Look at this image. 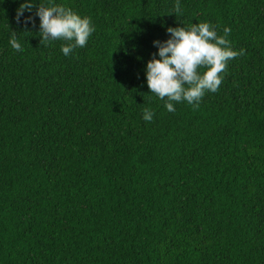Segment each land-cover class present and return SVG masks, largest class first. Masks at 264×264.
Masks as SVG:
<instances>
[{
  "label": "trees",
  "instance_id": "16d2710c",
  "mask_svg": "<svg viewBox=\"0 0 264 264\" xmlns=\"http://www.w3.org/2000/svg\"><path fill=\"white\" fill-rule=\"evenodd\" d=\"M22 2L0 0V264H264V0H40L91 17L69 56ZM198 22L241 54L171 113L146 64Z\"/></svg>",
  "mask_w": 264,
  "mask_h": 264
},
{
  "label": "clouds",
  "instance_id": "9594fccd",
  "mask_svg": "<svg viewBox=\"0 0 264 264\" xmlns=\"http://www.w3.org/2000/svg\"><path fill=\"white\" fill-rule=\"evenodd\" d=\"M33 8H36L40 21L41 42H67L61 47L65 56H69L77 47L84 48L95 31L91 17H82L71 8L54 2L44 5L39 0L37 7V0H23L17 10V19L25 11L32 12ZM174 13L176 16L181 14L180 0H176ZM32 20L31 16L25 17V23ZM167 32L170 36L166 41H153L158 51L147 62L145 75L151 94L165 101L166 110L174 113L178 103L187 102L198 107L206 92H217L228 61L241 53L231 47L226 39L227 31L220 36L209 22L168 27ZM10 44L16 51L23 50L15 35L10 39ZM200 69L205 71L201 72ZM154 116L152 109H144L145 122H152Z\"/></svg>",
  "mask_w": 264,
  "mask_h": 264
}]
</instances>
